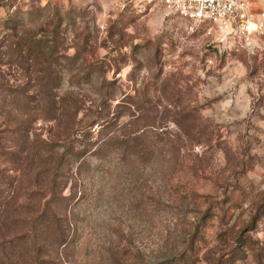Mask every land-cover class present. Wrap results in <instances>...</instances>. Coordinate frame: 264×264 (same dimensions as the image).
I'll return each instance as SVG.
<instances>
[{"label":"rangeland","instance_id":"374dc122","mask_svg":"<svg viewBox=\"0 0 264 264\" xmlns=\"http://www.w3.org/2000/svg\"><path fill=\"white\" fill-rule=\"evenodd\" d=\"M247 2L261 27L220 38L158 0H0V53L13 49L0 57V145L12 140L13 95L56 101L20 102L35 118L30 133L53 150L0 153V181L11 180L0 191L47 201L48 217L67 225L64 243L49 224L39 250L25 238L0 264H264V0ZM23 31L41 39V66L22 49L19 67L13 42ZM102 97L99 155L89 145L84 159L59 162L68 125L42 112L75 99L88 122ZM9 218L21 233L24 214Z\"/></svg>","mask_w":264,"mask_h":264},{"label":"trees","instance_id":"16d2710c","mask_svg":"<svg viewBox=\"0 0 264 264\" xmlns=\"http://www.w3.org/2000/svg\"><path fill=\"white\" fill-rule=\"evenodd\" d=\"M18 22V20L10 21L9 23H11V25L10 27L8 26V28L13 30V32L16 31L18 29ZM23 33L25 34V36H20L13 42V45L16 47V61L19 62L20 68L23 67L22 64L20 66V62L23 63L24 61V58L21 55V50L26 49V56H28V58L33 57L34 63L36 65H39L36 61V56H38L40 52H42L43 44L40 45L42 41L41 39L37 38L36 33L32 31H23ZM4 41V39L0 40V47L3 46ZM10 50L13 49H9V52L7 50L4 53H0V57L1 55H8L10 53ZM25 60H27V58H25ZM2 61L3 60L0 58V65L3 63H8V61ZM32 65L33 62L27 64L26 68L29 69L30 67H32ZM24 87L25 91H30L31 86L29 82H26ZM10 93L14 92L10 91ZM43 98H46L48 101H51L52 103L50 104L56 103L55 97L50 96L48 93L46 95L41 96L40 98L37 94L29 95L27 94V92L24 95H22L21 93L20 95H13L10 102L14 105L19 106L12 107V111L8 113L5 117L6 125L10 124V126H12L11 130L13 131L11 132L12 140L8 148H5L4 145H0L1 155L3 153H6L7 151V156H45L53 150V147L51 146L50 148L46 147L47 145H49V143H46L44 139L41 140L42 143L40 141L38 142L37 134L34 133L35 135H32V133H30L32 130L31 125L34 122L35 118L33 117V113L30 110L31 108L29 109L27 107H24V104H20V102L28 103L37 99H40V101H42ZM71 99H67L68 102L71 101ZM106 99H108V97L101 98L94 112L95 117L93 116V118L88 122L84 121L83 119H77L79 106L77 105V101L75 99L71 101L72 104L70 106L66 104L67 109L56 110L53 108H49L48 110L42 112L43 120H64L65 125H68L63 127L64 124H62V140L56 142L58 143L56 145H58L59 149L55 153V156H60L59 162L62 161V158L64 156H74L76 158H82L85 155V151H87V146L89 145L95 146L91 148L89 153L93 155H99L100 148H102L100 147V145L103 146L106 143L104 142V140L100 141V138H97L96 141H94L93 131L95 130L92 129L94 124H97V126L100 127L98 132L101 129L109 128L108 120H105L103 118L105 117L104 115L108 114L105 110ZM86 137H89V139H86ZM82 138H84L85 140H81ZM82 160L79 162L76 170L81 171V168L84 164V161ZM2 177L3 176H1V178ZM1 182L8 186L11 185V180H9V178H7L4 183L3 177L0 183ZM47 185L49 189H52L54 187L55 182L53 177L48 180ZM13 193L14 192L8 194L7 201V199L5 200V196H3L4 191H0V261L2 259L10 261L11 256L9 253L14 250V246H16V243L18 244L19 241H23V239L25 238H30L31 242H35L34 244L39 250L40 247L37 244L38 240L36 239L37 231L41 229H46L49 224L54 223L56 226H58L56 230V235H53V233L49 234L52 239H58L60 243H64L65 230L67 228V225L64 226V224L61 223V221L64 220L63 218H61L62 216H58L54 212L52 213L50 218L48 217L47 211L50 210L51 213V208L49 207V204H47V201L42 204V202L40 201L41 198L33 200L34 197L29 196L28 200L25 203H17V198L15 195H13ZM14 204H16V206ZM19 211L24 214V218H22L23 230L21 233H18L17 230V219L12 220L11 218H9L8 220H5L7 219L9 212L11 214L13 212ZM40 263L41 261L36 260V262H34L33 264Z\"/></svg>","mask_w":264,"mask_h":264},{"label":"built area","instance_id":"2783aa9c","mask_svg":"<svg viewBox=\"0 0 264 264\" xmlns=\"http://www.w3.org/2000/svg\"><path fill=\"white\" fill-rule=\"evenodd\" d=\"M172 14L215 29L220 38L232 31L249 33L261 27L247 0H158ZM253 24L254 28H251Z\"/></svg>","mask_w":264,"mask_h":264},{"label":"bare ground","instance_id":"6f19581e","mask_svg":"<svg viewBox=\"0 0 264 264\" xmlns=\"http://www.w3.org/2000/svg\"><path fill=\"white\" fill-rule=\"evenodd\" d=\"M251 28H254L253 24L251 25Z\"/></svg>","mask_w":264,"mask_h":264}]
</instances>
